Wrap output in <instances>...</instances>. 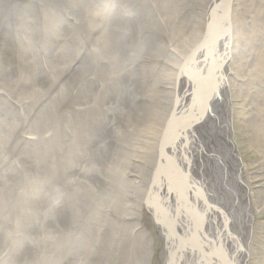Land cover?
I'll return each instance as SVG.
<instances>
[{
    "label": "bare ground",
    "instance_id": "1",
    "mask_svg": "<svg viewBox=\"0 0 264 264\" xmlns=\"http://www.w3.org/2000/svg\"><path fill=\"white\" fill-rule=\"evenodd\" d=\"M219 1L204 0L205 14L200 15L195 12L194 0H0V166L8 165L13 158V152H4V147L10 141V126L20 112L4 99L16 94L14 88L17 85L13 86V82L17 71L22 80L18 92L26 87H46L52 78L55 80L60 76V72H54L60 65L81 62L78 66L80 72H85L87 64L90 70L98 65L105 67L103 73L111 59H115L124 63L126 68L109 67L105 79L111 85L110 89L107 88L110 97L116 96L117 99L121 95L118 110L125 106L128 117L135 122L154 118L155 130H151L147 163L140 172H134L130 184L134 191H130L128 218L134 220L130 222L121 218L118 221V218V223L111 221L120 234L116 241L123 243L116 252L117 256L125 253V245L132 247L136 241L140 256L147 260V264H154V261L156 264H250L255 253L252 245L254 224L261 225L259 215L264 212V189L252 191L250 188L251 181L264 174H260L264 170V0L258 6L249 8L244 5L245 8L240 9H237L239 5L233 7L235 0H230L228 34L221 30L216 38L194 52L204 39L215 6L216 11H220ZM118 5L122 11L116 13L106 29L108 41L96 43L102 58L97 57L96 52L95 57L91 55L89 58L88 55L81 61L85 41L93 37V21L87 17V11H97L95 25L105 21V13H113ZM163 17H169V23L164 25ZM171 24L184 28L178 49L169 48L174 40L168 38ZM162 46L164 51L160 58L172 57L175 60L172 69L161 67L159 60L153 62V67L144 61L150 57L146 56L148 53L158 52ZM218 46L225 49L218 51ZM216 59L220 64L215 66V70L208 71L216 64ZM29 60L32 63L25 65ZM186 68L189 69L188 75ZM245 71L248 74L243 77ZM211 80H214L213 87ZM192 88L194 96L186 104L193 93ZM235 92L240 93L244 101L236 104ZM201 101L206 105L200 111L198 105ZM55 104L59 108L56 101ZM46 107L47 103L44 109ZM236 109L243 125L241 137L247 140L248 150L259 155L252 163H243L237 150L238 130L233 125V119L237 118ZM197 110L199 113L192 123L188 119H192ZM44 113L48 116L47 109ZM179 115L182 118L177 117ZM28 125L26 122L25 129ZM94 130L91 127V132ZM164 134L167 137L163 156L171 165H165L162 173L158 170V158ZM93 137L99 138L94 134ZM181 147L186 151L180 150ZM89 167L90 172L99 171L95 165ZM92 180L98 187H106L103 178ZM7 189L1 181L0 238L9 222L4 218L9 216L7 209L11 198ZM47 197L43 195L41 203ZM30 204L33 207V203ZM51 222L42 213L37 226L45 223L50 227L48 224ZM154 224L161 236L157 251H154L155 235L151 230ZM180 235L182 245L175 238ZM106 239L103 235L98 240V252ZM111 247L113 255V242ZM4 250L1 248V257ZM31 252L32 246L25 242L24 256ZM7 261L14 264L15 258Z\"/></svg>",
    "mask_w": 264,
    "mask_h": 264
},
{
    "label": "rangeland",
    "instance_id": "2",
    "mask_svg": "<svg viewBox=\"0 0 264 264\" xmlns=\"http://www.w3.org/2000/svg\"><path fill=\"white\" fill-rule=\"evenodd\" d=\"M262 1L263 0H235L233 7L234 5H239L237 9L241 7L245 8V6L250 8L252 6H258ZM203 2L204 0H194L195 12L200 15L205 14L203 11ZM186 6L189 7L187 3ZM119 11H122L120 6L111 14L106 12L105 21H99L97 22L98 24L96 23L95 25L94 19L97 15V11L91 9L87 11V17L93 21L91 22L93 37L87 38L82 47L81 61L85 56L89 55V58L91 55L96 56V52L97 57L102 58L98 53L96 43H106L108 41L109 36L106 29L112 21V18L116 16ZM214 17L215 19H219V11H216V6L213 13V18ZM163 18L162 22L164 25L169 23L167 20L169 17H167V19L165 17ZM177 26L178 24H171L168 29L170 33H168V38L171 40L174 39L173 42L169 44L171 47L168 45L169 48L174 47V49H178V40L181 39L183 33H185L183 31V26L179 28H177ZM171 33L173 34L171 35ZM227 45L228 43L225 47H227ZM225 47L218 46L217 50H224ZM163 51L164 47L162 46L158 52L154 51L148 53L146 56L150 57L144 59V61L149 63L150 67H153V62L159 60L162 63L161 67L172 69L175 66V60L170 56L167 59L160 58ZM162 60L165 61L163 62ZM215 61L216 64L210 66L208 71L215 70V66L220 64L219 59ZM31 63L32 62L29 60L25 65ZM80 63L76 64L77 66L65 64L60 65L59 68L56 67L54 72H60V76L55 80L52 78V82L46 87H26L19 89L18 92L17 89L22 80L20 72L17 71L16 81L13 82L14 84L11 83L13 86L17 85V88H14L16 94L4 99L15 109H18L20 113H18L19 117L14 120V124L10 126V141H8V144L4 147V152L8 150L13 152V158L8 164L13 165V169L8 168L5 170L2 173L3 180H0V183L3 181L5 185H7L8 189L6 191L8 194H11L10 201L8 202V206L10 207L7 209L9 216H4L9 222H7V228L5 227L6 230H4L3 234L1 233L0 238V255L1 248L3 250L5 249L2 257L0 256V264H10V262L7 261L9 257L15 258L14 264H147V260H143L142 255L140 256L141 252L138 241H136L132 247L124 244L125 253L122 256H117L116 252L123 243L122 241H116V239L120 237V234L118 230L112 226L111 221L115 223L118 218V221L121 218H125L126 221L130 222L134 220V218H128L129 211L127 206L129 198L132 197L130 191H134V188H131L130 184L133 180L132 175H134V172H140L143 165L147 163L145 159L151 144V130H155L154 118L150 120L145 119L143 122L132 121L130 117H128V109H126L125 106L122 110H118L121 95L117 99L116 96L113 98L110 97L108 89L111 88V85L108 84L105 79L107 70L109 67L118 69L126 68L124 63H119V61L111 59V62L107 65L103 73L102 71L105 67H99L97 65L98 67L96 66L94 70H90L88 64L85 72H80L78 69ZM247 74L248 72L245 71L242 73V76L245 77ZM80 80H82V82ZM84 81H86L87 86L84 85ZM213 81L211 80V87H213ZM30 86H32V83ZM79 86H81V88ZM25 91H27V93ZM90 91L91 93H89ZM192 92L186 104H188L194 96L193 88ZM80 94H82V96ZM100 94L101 96H99ZM50 99L51 102L49 101ZM241 99L243 98L240 93L235 92L234 100L236 104H239V101H244ZM20 101L23 103L19 105L18 102ZM55 101L58 103L57 105L59 108L56 106ZM46 103L48 116L45 117L40 115L37 110L44 109ZM205 105L206 104L203 106ZM87 111L90 112L87 113ZM238 112L239 110L236 109V117ZM32 115L37 119V124L34 126V129H32ZM240 121L238 117L233 119L234 128L238 130L236 131V142L238 143H236L237 150L242 157L243 163H252L259 158V155L253 150H248L249 146L247 140L245 141V139L241 137V127L243 125ZM26 122L29 124L27 129H25ZM1 124L3 126V123ZM19 124L20 126H18ZM99 125L105 128L103 132H99ZM91 127H94L95 130L90 134ZM25 132H27L26 135ZM42 132H47L49 134L52 132L49 148L42 145L46 141H49L48 137L41 136ZM34 133L36 136H32ZM93 134L99 138H94ZM13 139H15V141H13ZM35 139L36 141L34 142ZM204 140L206 141V139ZM219 140L222 142L220 138ZM32 144H34L36 148L33 156ZM38 147L42 149L41 154L38 153ZM180 150L184 151L185 147H181ZM32 159H35V161H32ZM86 160L91 161V164H89V162L86 164ZM56 163L61 166L62 179L59 178L60 176H58L56 171L52 168ZM87 165H95V167L99 168V171L97 173L90 172ZM262 173H264V170L260 174ZM101 178H103L106 184L104 188L101 186L98 187L92 180ZM41 180H48L47 183L49 186L42 184ZM50 187L54 188L53 192L50 191ZM250 188L252 191L264 189V174L253 179ZM43 195H47L48 197L41 203L40 200ZM30 203H33V207H31ZM12 206H14V208L17 206V208L13 210ZM28 208L30 212H28ZM42 213H45L50 221H53L48 224L51 228L46 227L45 223H39L37 226L38 217ZM17 214L22 215H19L20 218H18L19 216ZM259 219L262 222L261 225L254 224L252 245H254L253 251H255V253L250 258V264H264V248L262 247V245H264V212L259 215ZM30 221H35V224L30 226ZM127 225L128 224H124V226ZM54 227L62 230L65 234L54 229ZM118 227L121 231L123 230L121 226ZM151 230L155 235L154 251H157L159 247L158 244L161 242V236L155 224L152 226ZM103 235H105L107 239L98 252V250H96L98 240H101ZM24 240L27 244L32 246V252L28 256H24L23 249L20 252L17 251ZM112 242L114 243L113 255H111ZM166 247L170 249L168 245H166ZM154 264H156L155 261Z\"/></svg>",
    "mask_w": 264,
    "mask_h": 264
},
{
    "label": "water",
    "instance_id": "3",
    "mask_svg": "<svg viewBox=\"0 0 264 264\" xmlns=\"http://www.w3.org/2000/svg\"><path fill=\"white\" fill-rule=\"evenodd\" d=\"M223 3H225V5H223L222 6V8L224 9V19H223V21H222V26H223V28H222V30H224V34H228V32H229V30H228V28H227V24L229 23V16H230V10H229V3H230V0H224V2ZM201 103V102H200ZM199 103V109H200V111H201V108L203 107V105L201 106V104ZM202 103H203V101H202ZM45 109H47V108H45ZM45 109H41V110H37V112L40 114V115H42V116H45L46 117V115H45V113H44V111H45ZM199 112H198V110L195 112V116H194V118L196 119V116H197V114H198ZM193 123V122H192ZM37 124V119L32 115V129H34V126ZM90 134H91V131H90ZM51 135H52V132L49 134V133H47V132H42L41 133V136L42 137H48V139H49V141H46L45 143H43L42 145L43 146H45V147H47V148H49L50 147V137H51ZM32 136H36L35 135V133L32 135ZM37 139V138H36ZM36 139L34 140V142L36 141ZM33 142V143H34ZM91 142V141H90ZM163 143H164V141L161 143V145H163ZM91 144V143H90ZM88 145V144H87ZM87 145H86V149H87ZM36 148H35V146H34V144H32V156L34 155V150H35ZM38 149V153L39 154H41L42 153V149H41V147H38L37 148ZM90 150H91V148H90ZM32 161H35V159H32ZM86 162V164L89 162V164H91V161H85ZM12 166L13 165H1L0 167H1V170H0V176L2 175V173L5 171V170H7L8 168L9 169H13L12 168ZM88 166V165H87ZM92 166V165H91ZM55 171H56V173H57V175L58 176H60L59 178L60 179H62V169H61V166L58 164V163H56V164H54V166L52 167ZM88 168H89V170H90V167L88 166ZM40 180V179H39ZM41 182H42V184H44L45 186H49V184L47 183L48 182V180H44V181H42L41 180ZM50 191L51 192H53L54 191V188L52 187H50ZM33 224H35V221H31V223H30V226H32ZM24 243H25V240L21 243V247H22V249L24 248ZM20 246H19V248L17 249V251L19 252V251H22L21 249H20ZM9 259V258H8Z\"/></svg>",
    "mask_w": 264,
    "mask_h": 264
}]
</instances>
